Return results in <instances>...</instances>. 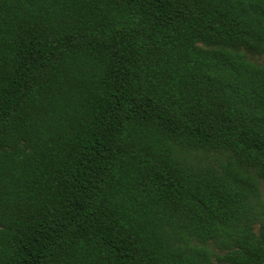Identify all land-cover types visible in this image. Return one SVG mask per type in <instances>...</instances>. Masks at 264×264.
<instances>
[{"label": "trees", "instance_id": "trees-1", "mask_svg": "<svg viewBox=\"0 0 264 264\" xmlns=\"http://www.w3.org/2000/svg\"><path fill=\"white\" fill-rule=\"evenodd\" d=\"M264 0H0V264H264Z\"/></svg>", "mask_w": 264, "mask_h": 264}, {"label": "rangeland", "instance_id": "rangeland-1", "mask_svg": "<svg viewBox=\"0 0 264 264\" xmlns=\"http://www.w3.org/2000/svg\"><path fill=\"white\" fill-rule=\"evenodd\" d=\"M261 195L264 199V182H262V184H261Z\"/></svg>", "mask_w": 264, "mask_h": 264}]
</instances>
